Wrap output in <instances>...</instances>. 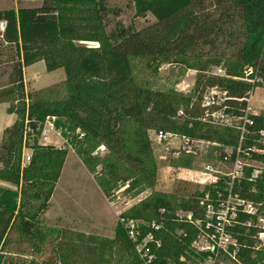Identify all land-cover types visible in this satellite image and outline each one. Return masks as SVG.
<instances>
[{
  "label": "trees",
  "instance_id": "obj_1",
  "mask_svg": "<svg viewBox=\"0 0 264 264\" xmlns=\"http://www.w3.org/2000/svg\"><path fill=\"white\" fill-rule=\"evenodd\" d=\"M127 1L135 17L150 15L153 21L139 29L115 21L106 29L108 13L118 14L106 0H39L34 6L0 9V102L15 114L0 138V264H16L5 256L17 252L7 250L11 233L33 252H39L48 238L62 236V230L38 222L67 153L66 147L37 142L45 116L55 117L54 127H60L89 171L100 164L108 178L97 180L104 196L117 183L125 185L124 190L154 185L156 167L148 130L214 142L219 159L241 160L238 175H218L214 182L185 195L152 192L120 212L112 237L87 247L90 253L96 251V258L80 264H106L103 257L112 248L132 253L126 264L142 263L134 248L143 239L141 250L150 256L147 264H186L194 258L219 256L237 264H264V240L258 237L263 229L257 224L264 216V168L242 161L264 163V114L247 113L249 123L244 122L240 132L201 121L200 98L191 101L199 86H215L233 98L244 97L254 87L264 88V0ZM87 41L96 45H86ZM131 57L146 58L151 71L165 62L195 70L190 92L183 95L136 83ZM38 60L46 71L63 70L64 98L49 100L37 91L24 90L22 67ZM221 61L225 75L213 74L209 68ZM225 105L224 112L243 115V100L229 99ZM25 122L32 131L28 143L23 139ZM76 128L83 133L81 138L76 137ZM99 143L105 152L91 155ZM23 147L30 149L24 164ZM227 199L234 202L227 205L221 224L214 215L206 218L208 208L223 207ZM246 203L253 213L244 209ZM119 219L141 220L134 238ZM216 222L233 243L224 248L213 243L212 250L192 247L199 230L210 234ZM74 251L72 244L58 243L56 264H75L70 256Z\"/></svg>",
  "mask_w": 264,
  "mask_h": 264
},
{
  "label": "rangeland",
  "instance_id": "obj_2",
  "mask_svg": "<svg viewBox=\"0 0 264 264\" xmlns=\"http://www.w3.org/2000/svg\"><path fill=\"white\" fill-rule=\"evenodd\" d=\"M33 2L24 1L22 4H32ZM38 3V1H37ZM106 4L111 9H117L118 14L108 13L107 27L110 29L115 21H119L123 25L131 24L139 29L149 22L153 21L150 15L145 17H135L131 4L127 0H106ZM86 45L95 46V42H85ZM40 63V64H39ZM33 64V67L25 72L27 79V87L29 92H39L47 99H62L66 95V89L63 82V72L61 77L57 71L48 74L41 70L42 62ZM132 79L141 85L150 89L165 90L173 89L183 95H187L194 82L195 70L184 69L181 65L165 62L158 65L155 71H151L146 66V58L131 57L129 60ZM217 67H221L225 72L222 61L211 66L209 70L215 71ZM38 72V79H30L31 74ZM232 76V77H238ZM40 84V82H51L44 86H33L32 84ZM38 82V83H37ZM203 89L201 86L194 92L191 101H196L200 98ZM249 111H254L256 114H264V88L254 87L251 90L250 100L248 103ZM7 112L5 104L0 103V123L4 120ZM157 131V130H156ZM50 142L58 145L60 139L51 131H48ZM172 133V132H171ZM176 134V133H174ZM150 140L152 158L156 167V176L154 185L151 188L134 187L124 190L125 185L120 183L112 186V197L104 196L101 192L97 180L108 179L102 173L100 164L94 166V170L89 171L84 165L80 164V160L75 151L67 148L64 161L61 166L59 176L55 182L53 192L47 202V206L38 216V222L43 226L54 227L62 230V236L59 239L53 237L48 238L47 242L41 247L39 252H33L24 242H17L11 233V243L7 250L16 252L15 254H6V258L16 264H45V261H50V264H56L55 249L57 244L68 242L72 244L75 251L72 256L75 264L83 263L86 260L96 258L95 253L87 248L95 247L100 239L111 238L113 228L118 221L120 212L128 211L129 208L135 206L139 201L145 199L152 192L176 193L185 195L194 190H200L205 184L209 183L210 176H218L231 174L235 169H238L234 163L219 159L216 151L217 145L214 142L193 141L188 147L191 152L182 150V140L178 136L169 137L168 144L159 143L155 138V130L147 131ZM186 146V145H184ZM193 151V152H192ZM228 152L227 149H225ZM176 152V156L173 154ZM160 156H164L161 158ZM241 161V160H240ZM244 163L251 164L255 169L264 168V163L252 162L243 159ZM234 202L227 199L223 207L211 210L208 208L205 211L206 218L220 219L224 221L226 216L227 205ZM217 216V217H216ZM264 218V216H262ZM134 225L140 223V219H132ZM257 224L264 227V222L257 219ZM81 235L80 237L77 235ZM259 239H264V234L258 233ZM77 240V243H73ZM196 250L208 248V240L206 232L199 230L195 239L191 243ZM226 245H224L225 247ZM142 244L134 248V253L142 263L147 264L150 258L146 250H141ZM6 249V248H5ZM105 257V258H104ZM103 259L106 264H126L132 258L131 252H124L112 248L106 252ZM186 264H237L229 260L227 257L219 256L216 259H207L201 261L194 258L192 261H187Z\"/></svg>",
  "mask_w": 264,
  "mask_h": 264
},
{
  "label": "built area",
  "instance_id": "obj_3",
  "mask_svg": "<svg viewBox=\"0 0 264 264\" xmlns=\"http://www.w3.org/2000/svg\"><path fill=\"white\" fill-rule=\"evenodd\" d=\"M0 26L2 27V23H0ZM250 72V69H247V73ZM213 74H217V75H225V72L222 71L221 67H217L215 69V71L212 72ZM250 94H251V90L248 91L246 93V95L242 98H233L230 97L227 92L225 90L216 88L215 86L212 87H205L200 95V99H199V107L201 108V116H200V120L203 122H207L209 124H213V125H220V126H227V127H236L240 130V132L243 130V124L244 122H248L246 118V114L247 113H254L253 111H249V100H250ZM229 99H234V100H243L245 102V107L243 109V115L242 116H235L229 113L224 112V109L226 108L225 105V101L229 100ZM181 111L178 110L176 112V115H180ZM256 114V113H254ZM55 117L54 116H45L44 120L41 123V128H40V132L39 135L37 137V142L42 143V144H52V142H50L49 139V135H48V131H51L52 134H54L56 137H58L60 139V142L58 143L57 147H66L72 149L71 145L68 142V139L66 137H64L61 134V129L60 127L55 128L53 121H54ZM241 121V122H240ZM31 128L29 127V125L25 122L24 127H23V139L25 141V143L31 142ZM74 133L76 135L77 138H81L83 133L76 128L74 130ZM260 135H263V132L260 131ZM171 136H178L181 140H182V150L184 152H191L190 148L188 147L190 142L193 141H203V140H189L187 137L183 136V135H178V134H174L171 132H167V131H162V130H157L155 131V138L157 140V142L159 143H165L168 144L169 141V137ZM261 141H264V139H262ZM186 145V146H184ZM105 152V147L103 144L99 143L92 151H91V155L94 156H101L103 153ZM193 152V151H192ZM29 154H30V149L28 147H23L22 148V154H21V162L24 164L26 162H28L29 160ZM174 156H176V152L173 154ZM161 158H164V156H160ZM223 160H226V156H223ZM233 163L237 166L238 169H235L233 171L234 174H240L241 171V161L239 159V157H236L235 160L233 161ZM257 173L256 170L253 171L252 176H254ZM232 174V173H231ZM216 179L215 176H210L208 178V182H214ZM113 194L111 193L108 197H112ZM236 203L238 204H243V201L241 200H237ZM244 209L249 212V213H253L255 210L253 207L250 206L249 203H246L244 205ZM187 218H189L188 215H186ZM217 217V216H216ZM225 218V217H224ZM219 220V219H217ZM258 220H261L262 222H264V218L259 217ZM119 221L123 224V226L126 228L127 234L130 238H134V233H135V225L133 223L132 219H127V220H123V219H119ZM208 223H206L207 225ZM219 222H216V226L215 229L212 233L210 234H206V238L208 240V249L212 250L213 249V243H216V245L221 246L224 248V245L228 244V243H233L232 239L225 233H223V231L221 230ZM261 228L263 229L262 232H260L261 234H264V227L261 226ZM148 238V237H146ZM146 239H143L142 242L138 243L135 245V248L137 249L138 245L144 244ZM264 240V239H263ZM207 249V248H206Z\"/></svg>",
  "mask_w": 264,
  "mask_h": 264
},
{
  "label": "crops",
  "instance_id": "obj_4",
  "mask_svg": "<svg viewBox=\"0 0 264 264\" xmlns=\"http://www.w3.org/2000/svg\"><path fill=\"white\" fill-rule=\"evenodd\" d=\"M26 2V1H30V2H33L32 4H22V2ZM37 1H38V3H37ZM39 4V0H21L20 2H16L15 0H0V9H8V8H16V7H18V6H34V5H38ZM2 30V27L0 26V31ZM39 63V62H42L41 60H38V61H35V62H33V63H31V64H29V65H26V66H23L22 67V81H23V86H24V90L26 91V92H29L28 91V87H27V79H26V75H25V72H26V70L27 69H30L31 67H33V64H35V63ZM40 64V63H39ZM42 64H43V62H42ZM61 68H56V69H54V70H51V71H46L45 69H44V65H43V67H41V70L43 71V72H46V73H48V74H51V73H53V72H55V71H57L58 72V74H59V77H61V71H59ZM62 70V69H61ZM62 72H63V70H62ZM38 72H35V73H33V74H31V77H29V80L31 79H38ZM5 78V74L4 75H2V78L1 79H4ZM63 78H64V76H63ZM38 83V82H37ZM49 83H51V82H47V83H45V82H40V84H36V83H34L33 82V86H37V85H39V86H44V85H47V84H49ZM0 103H2V104H5V110H6V106H7V103L6 102H0ZM7 112V111H6ZM254 112V111H253ZM255 113V112H254ZM14 119H15V114L14 113H8L7 112V115L5 116V118H4V120L0 123V138H1V134H2V130L5 128V127H7V126H9L13 121H14ZM48 135H49V133H48ZM51 137V136H50ZM49 137V138H50ZM53 143V142H52ZM53 145L54 146H57V145H55V143H53ZM80 162V161H79ZM80 164L81 165H83L81 162H80Z\"/></svg>",
  "mask_w": 264,
  "mask_h": 264
}]
</instances>
